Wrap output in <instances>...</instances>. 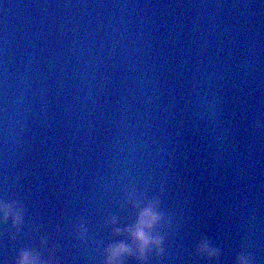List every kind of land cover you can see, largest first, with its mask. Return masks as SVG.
I'll return each mask as SVG.
<instances>
[{
    "label": "water",
    "instance_id": "obj_1",
    "mask_svg": "<svg viewBox=\"0 0 264 264\" xmlns=\"http://www.w3.org/2000/svg\"><path fill=\"white\" fill-rule=\"evenodd\" d=\"M129 194L164 244L122 264H264V0H0V260L104 264Z\"/></svg>",
    "mask_w": 264,
    "mask_h": 264
},
{
    "label": "clouds",
    "instance_id": "obj_2",
    "mask_svg": "<svg viewBox=\"0 0 264 264\" xmlns=\"http://www.w3.org/2000/svg\"><path fill=\"white\" fill-rule=\"evenodd\" d=\"M129 203L134 209L132 222L121 228L118 226L116 217H111L106 223L113 227L116 234L121 232L127 234L126 240H116L110 243L104 250V264H122V258L135 256L141 262L145 261L147 254L163 252L164 237L159 231L164 222V214L159 203L154 198H138L129 194ZM23 209L15 200L0 198V222L11 221L13 226L22 222ZM82 234V226L80 229ZM45 241H41L43 245ZM197 251L207 257H215L218 250L206 239L197 244ZM0 264L4 261L0 260ZM13 264H49L41 258L40 254L32 248H23L17 253ZM235 264H252L251 257L247 254H238L235 257Z\"/></svg>",
    "mask_w": 264,
    "mask_h": 264
}]
</instances>
